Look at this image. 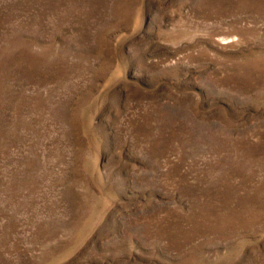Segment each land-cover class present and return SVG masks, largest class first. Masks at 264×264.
I'll list each match as a JSON object with an SVG mask.
<instances>
[{
  "label": "rangeland",
  "instance_id": "1",
  "mask_svg": "<svg viewBox=\"0 0 264 264\" xmlns=\"http://www.w3.org/2000/svg\"><path fill=\"white\" fill-rule=\"evenodd\" d=\"M0 264H264V0H0Z\"/></svg>",
  "mask_w": 264,
  "mask_h": 264
}]
</instances>
